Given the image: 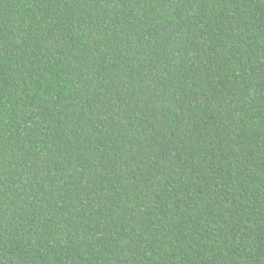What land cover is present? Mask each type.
<instances>
[{
    "label": "trees",
    "instance_id": "1",
    "mask_svg": "<svg viewBox=\"0 0 264 264\" xmlns=\"http://www.w3.org/2000/svg\"><path fill=\"white\" fill-rule=\"evenodd\" d=\"M0 264H264V0H0Z\"/></svg>",
    "mask_w": 264,
    "mask_h": 264
}]
</instances>
